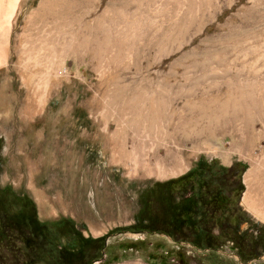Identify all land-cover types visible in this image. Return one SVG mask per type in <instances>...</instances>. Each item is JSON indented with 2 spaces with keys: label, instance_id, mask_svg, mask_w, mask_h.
Masks as SVG:
<instances>
[{
  "label": "rangeland",
  "instance_id": "374dc122",
  "mask_svg": "<svg viewBox=\"0 0 264 264\" xmlns=\"http://www.w3.org/2000/svg\"><path fill=\"white\" fill-rule=\"evenodd\" d=\"M1 52L0 186L109 233L94 264H264L132 229L144 189L202 160L205 177L240 163L218 181L242 183L227 215L264 232L246 204L255 167L264 207V0H0Z\"/></svg>",
  "mask_w": 264,
  "mask_h": 264
},
{
  "label": "trees",
  "instance_id": "16d2710c",
  "mask_svg": "<svg viewBox=\"0 0 264 264\" xmlns=\"http://www.w3.org/2000/svg\"><path fill=\"white\" fill-rule=\"evenodd\" d=\"M206 166L200 160L187 173L144 189L132 229L164 233L208 250L212 257L227 242L243 260L260 256L264 232L247 241L248 232L241 231V222L233 224L227 215L237 203L234 197L241 195V181L233 187L234 196L218 184L223 176L235 178L240 163L229 171L224 167L210 170L208 177ZM203 181L205 187L200 184ZM108 236H86L69 218L42 221L29 195L0 186V264H94L105 259Z\"/></svg>",
  "mask_w": 264,
  "mask_h": 264
},
{
  "label": "bare ground",
  "instance_id": "6f19581e",
  "mask_svg": "<svg viewBox=\"0 0 264 264\" xmlns=\"http://www.w3.org/2000/svg\"><path fill=\"white\" fill-rule=\"evenodd\" d=\"M0 58L4 59V54L3 52L0 53ZM65 145V144H64ZM138 158V157H137ZM40 161V160H39ZM47 163V162H45ZM135 163L137 164L138 161L136 160ZM40 166V164L38 165V167ZM35 168V167H34ZM66 173V172H65ZM178 171L174 170L173 172H171L169 175H177ZM159 175L160 176H167L165 170H160L159 171ZM246 182L249 186V192L246 195V204L248 205V207L252 210H254L255 212H257L258 214H260L259 216L261 218L264 219V207L262 206L261 201L257 198L255 199L254 196L252 195V188L254 185H258L260 182L259 179V175L256 172V169L254 167V169H252L246 176ZM43 193V192H42ZM41 193V195H42ZM39 194V193H38ZM46 196V195H44ZM43 199V197H41ZM45 198V197H44ZM55 199V198H54ZM58 199V198H57ZM61 201V200H60ZM63 202H65V207L66 209H69V207L71 206L70 203L67 201V199L63 197ZM81 202V201H80ZM51 203V202H50ZM47 206H48V198H47ZM53 207V206H52ZM53 209V208H52Z\"/></svg>",
  "mask_w": 264,
  "mask_h": 264
}]
</instances>
